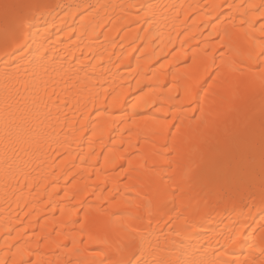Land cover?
I'll use <instances>...</instances> for the list:
<instances>
[{"label":"bare ground","instance_id":"bare-ground-1","mask_svg":"<svg viewBox=\"0 0 264 264\" xmlns=\"http://www.w3.org/2000/svg\"><path fill=\"white\" fill-rule=\"evenodd\" d=\"M262 26L264 0H0V264H259Z\"/></svg>","mask_w":264,"mask_h":264},{"label":"snow or ice","instance_id":"snow-or-ice-1","mask_svg":"<svg viewBox=\"0 0 264 264\" xmlns=\"http://www.w3.org/2000/svg\"><path fill=\"white\" fill-rule=\"evenodd\" d=\"M35 7L39 8V5H36ZM25 23H26L25 18H20L18 21V28L16 33H14V37H13V42L17 45L14 49L15 52H23L28 48L26 42L20 43V41L23 39V30ZM262 30H264V26H262ZM256 55L258 57H264V47H261L260 51ZM260 75L262 78H264V67L260 69ZM238 236H239V232H237L235 236H232L229 239L234 241ZM134 245H135V239L133 238L132 240H130L129 246H134ZM261 257H264V247L261 248ZM110 264H122V262L119 260H113L110 262ZM136 264H144V262L137 259ZM233 264H236V262H233ZM244 264H248L247 260L244 262ZM259 264H264V259H261Z\"/></svg>","mask_w":264,"mask_h":264},{"label":"rangeland","instance_id":"rangeland-1","mask_svg":"<svg viewBox=\"0 0 264 264\" xmlns=\"http://www.w3.org/2000/svg\"><path fill=\"white\" fill-rule=\"evenodd\" d=\"M4 143H5V142H3V143H0V146L2 147Z\"/></svg>","mask_w":264,"mask_h":264}]
</instances>
